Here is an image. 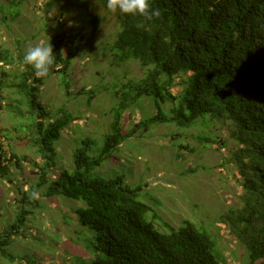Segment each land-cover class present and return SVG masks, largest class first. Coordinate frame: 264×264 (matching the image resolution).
<instances>
[{"label": "trees", "instance_id": "16d2710c", "mask_svg": "<svg viewBox=\"0 0 264 264\" xmlns=\"http://www.w3.org/2000/svg\"><path fill=\"white\" fill-rule=\"evenodd\" d=\"M6 1L17 15L18 0ZM97 2L108 10L106 0ZM152 6L160 15L151 20L115 12L119 30L110 50L119 61L139 60L147 68L146 75L116 91L114 118L103 146L95 148L102 136L83 137L72 152L73 169L63 168L56 176H49L57 154L54 141L76 116L66 106L51 112L42 101L40 92L47 76H36L23 63L24 69L14 74L11 83L4 80L3 87L21 96L9 106L14 105L13 112L22 117V130L31 128L32 141L44 161L35 162L37 187L23 193L22 211L12 229L17 231L24 222L28 212L24 204L31 203L30 193L48 184L46 196L83 201L77 209L79 220L96 231L85 238L92 258H76L69 264H229L209 232L191 221L170 232L162 230L156 224L160 216L154 212L156 218L149 217L151 206L139 200V193L123 175L108 177L101 172L104 162L114 157L136 130L124 131V112L149 97L157 112L142 116L136 127L144 130L169 122L187 127L199 119L230 122L231 137L239 144L234 159L244 180L245 195L243 205L231 209L228 218L233 233L248 249L251 264H264V0H153ZM0 7L5 5L0 2ZM56 56L51 70L60 73L61 83L69 89L68 70L74 53ZM16 60L10 48L0 45V67ZM2 74L11 78L5 71ZM176 76H181L178 81ZM176 82L180 90L174 94L170 87ZM92 92L86 91L89 96ZM167 101L172 103L170 108L163 106ZM199 138L209 142L207 139L213 137L199 133ZM180 148L190 150L188 145ZM0 154L9 161L7 165L0 160L3 175L10 173V163L19 164L27 158L13 148L10 157ZM10 243L8 235L0 234V254L14 262L17 257L9 252Z\"/></svg>", "mask_w": 264, "mask_h": 264}, {"label": "rangeland", "instance_id": "374dc122", "mask_svg": "<svg viewBox=\"0 0 264 264\" xmlns=\"http://www.w3.org/2000/svg\"><path fill=\"white\" fill-rule=\"evenodd\" d=\"M0 2L5 5L0 7V45L10 48L17 59L0 67V152L10 157L13 148L18 155L27 156L19 164L10 163L9 174L0 173V234L9 236L8 250L17 257L11 262L0 254V264H69L76 258L91 259L85 238L96 231L83 226L77 214L84 202L64 195L46 196L48 184L38 187L37 197L24 204L28 210L24 222L17 231L12 229L17 213L22 211L23 193L37 187L35 162L44 161L32 141L31 128L22 130V117L13 112L14 105L9 106L21 96L3 87L4 80L11 83L14 74L24 69L21 56L38 43H51L56 54L74 53L68 70L69 89L61 83L60 73L51 70L40 92L51 112L66 106L76 116L54 141L57 154L49 171L51 178L63 168L73 169L72 152L86 135L102 136L95 148L103 146L114 118L116 91L140 81L147 68L136 59L115 58L110 47L119 30L116 13L99 6L97 0H18L19 8L13 7L18 8L17 15L12 14L6 0ZM162 76L166 79L167 75ZM177 83L170 87L174 94L180 90ZM88 90L93 96L86 93ZM163 106L170 108L172 103L163 102ZM156 112L149 97L124 112V131L136 130L115 156L99 167L102 174L123 175L139 193V200L151 206L149 217L156 218L154 212L160 216L156 224L162 230L170 232L194 222L215 237L226 257L220 255L224 262L251 264L248 249L233 233L228 218L231 209L243 205L245 195L244 180L234 159L239 144L231 137L230 122L224 118L210 122L199 119L187 127L173 122L154 124L146 130L136 127L142 116ZM199 133L216 141L200 142ZM181 145H188L190 150ZM0 160L9 163L1 154Z\"/></svg>", "mask_w": 264, "mask_h": 264}, {"label": "clouds", "instance_id": "9594fccd", "mask_svg": "<svg viewBox=\"0 0 264 264\" xmlns=\"http://www.w3.org/2000/svg\"><path fill=\"white\" fill-rule=\"evenodd\" d=\"M153 0H106V8L111 12L119 11L123 14L140 16L151 20L160 15V10L154 8ZM56 54L51 43L36 44L27 49L22 57V62L30 66L38 77H46L56 63ZM38 193L32 191L31 198H36Z\"/></svg>", "mask_w": 264, "mask_h": 264}]
</instances>
